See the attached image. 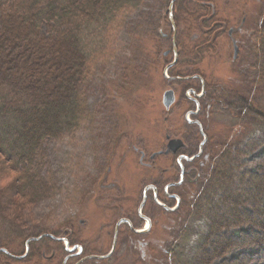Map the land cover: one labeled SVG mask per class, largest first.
<instances>
[{
	"label": "rangeland",
	"instance_id": "obj_1",
	"mask_svg": "<svg viewBox=\"0 0 264 264\" xmlns=\"http://www.w3.org/2000/svg\"><path fill=\"white\" fill-rule=\"evenodd\" d=\"M171 1L145 0L124 10L88 41V70L80 86L86 104L83 120L68 134L43 141L36 160L28 165L39 185L37 196L31 199L33 192L27 189L20 192L26 194L23 199L12 194L17 204L7 199L5 207L0 204V264H199L206 252L220 245L208 264H264V123L230 106L239 104L238 94L255 108H264V0H204L216 5V18L228 28L238 26L245 14H251L253 23L259 15L260 34L243 42L237 56L228 28L217 27L215 36L205 33L199 15L207 11L193 14L195 6L188 0L176 3L174 51ZM14 2L2 4L0 20ZM26 3L31 6V0ZM49 29L44 23L41 33L49 35ZM174 54L180 61L168 68ZM187 67H193L189 75L199 79H171L183 77ZM201 79L209 92L202 111L193 116L191 96L201 94ZM169 89L176 100L167 109L164 95ZM228 89L230 97L224 92ZM192 120L200 121L208 139L201 158L185 164L186 179L179 184L184 163L180 155L199 154L204 141ZM168 137L181 139L184 147L177 154L157 157L156 169L144 167L134 147L150 156L166 149ZM1 161L11 167L1 156L0 176ZM109 166L113 173L106 183H118L120 192L101 189ZM163 168L170 172L163 177L157 199L176 208L177 200L168 196L175 195L181 200L179 210L165 211L150 191L142 212L154 218L150 232L132 234L122 226L112 256L82 260L111 251L113 238L107 231L113 234L120 219L131 216L133 227L145 226L138 214L143 192L161 179ZM218 169L231 177L228 185L222 186V176L214 175ZM13 177L6 176L0 189L9 190ZM169 182L178 185L170 188ZM55 237L77 246L76 255L67 259L65 242ZM84 246L86 251L79 255Z\"/></svg>",
	"mask_w": 264,
	"mask_h": 264
},
{
	"label": "trees",
	"instance_id": "obj_2",
	"mask_svg": "<svg viewBox=\"0 0 264 264\" xmlns=\"http://www.w3.org/2000/svg\"><path fill=\"white\" fill-rule=\"evenodd\" d=\"M144 1L31 0L28 6L26 0H15L7 9V16L0 20L4 27L0 31V157L11 167L1 161L4 169L0 182L6 176L13 177V172L23 175L13 177L9 190L0 189L1 207L7 205L6 199L17 204L12 194L18 193L23 199L26 194L20 192L27 189L33 192L31 199L37 196L39 185L28 165L36 160L43 141L68 134L80 125L85 114L80 86L88 70V41L109 26L118 13L137 8ZM44 23L50 28L46 36L41 33ZM224 92L231 96L230 89ZM236 101L238 105L233 102L230 106L264 123V108L248 104L242 95L237 94ZM214 175L222 176V186L231 181L221 169ZM261 185L264 187V181ZM220 246L206 252L199 264H208Z\"/></svg>",
	"mask_w": 264,
	"mask_h": 264
},
{
	"label": "flooded vegetation",
	"instance_id": "obj_3",
	"mask_svg": "<svg viewBox=\"0 0 264 264\" xmlns=\"http://www.w3.org/2000/svg\"><path fill=\"white\" fill-rule=\"evenodd\" d=\"M177 1L178 0H172L171 1V4L169 6V10H168V17H169V20H170V25L173 28L172 30H174L173 33L175 32V28L172 25V21L170 19V11H171L170 8L172 6V15H173V20H174V24H175L176 23V20H175V9L176 8L175 7H176ZM188 2H189V4H191V5L193 4L195 6V12L193 14H199L200 13L199 10H201V11L202 10H206L207 11V14L206 15L201 14V18H200L201 25L202 26H206L205 28L203 27V30L205 31V33L211 34V35L214 33L213 35L215 36V33L217 32L216 31L217 27H222L223 30H226L228 28V25H227V23L225 21H221V20H218L216 18L217 17L216 5L213 2H207V1H204V0H202V1H200V0H188ZM190 2H192V3H190ZM228 2H229V0H228ZM250 15L251 14H245L244 17L242 18V21L240 22V24L238 26H231V27L228 28V36L230 37L231 41L234 43V54H235V42H236V44H237V46L239 48V52H240L243 49V42H245V43L251 42L254 36H257L258 33L260 34L261 20L259 18V15H258V17H256V20L254 21V23L251 21V19H250L251 16ZM176 35H177V31H176V34L174 33V37H173V49H175V47L177 48V44H176L177 43L176 42V39L177 38H176ZM249 46H251V45L249 44ZM177 55L174 54V60L170 63V67L171 68L174 67L175 65H178V63L180 61V58ZM238 55H239V53H238ZM176 56H177V60L175 62ZM192 71H194V68L193 67H187L184 70V72H183V73H185L183 77H181L180 75H178L176 77L173 76L171 79H173V80L180 79L182 81L199 79V76L196 75V74L189 75ZM203 81L204 80L201 79L202 88H203L202 91H201V94H197V93L193 92L194 95L191 96V100L195 103V109H194V111H192L193 112V116H198V114H200L199 112L202 111V100L205 98V96L209 92V90L207 89L206 83L203 82ZM191 124L198 125L199 128H200V130L203 131L202 130V124L200 123V121H194V120H192L191 121ZM167 139H168V142H169V137ZM207 139H208V137H207ZM167 149H168V144H167V147H166L165 150H160V151H163V153L157 154L153 158L154 153L149 156L146 151L140 150L139 148L134 147V151L136 153H138V155L140 156L141 164L144 165V167H146L148 169H156L157 166H156L155 161H156V158L157 157L168 156L170 154H172V155L173 154H177L178 150L179 149H182V147L177 148L176 150L171 149L169 151V153H166L165 152ZM157 152H159V151H157ZM157 152H155V153H157ZM195 156H197V154H194V155H191V156H187L185 154H182L179 157L180 158V161L184 160V163H182L183 161L180 162V167H181V173H183V171L185 170V179H186V169H185L186 167H185V164L186 163L187 164L188 163L191 164V163L195 162L196 160L200 159L202 155L200 154L198 157L194 158ZM148 157L151 159L150 160L151 162L150 161L149 162L146 161L148 159ZM125 158H126V153L124 154L123 159H125ZM122 164H123V162H122ZM112 171H113L112 167L109 166V168H108V175H106L104 181L102 182L101 189L106 190V191L116 190V191L120 192L121 191V188L119 187V184L118 183H116V182L106 183V180H108L109 176L113 173ZM169 172H170V169L163 168L162 174H161L162 175L161 179L159 181H157L156 183H154V184L151 183L152 185L146 186V188L144 189V192H143V201L145 200V202H146L147 201V198H148V196L150 194V191H153L154 201L157 203V205L160 206L161 208H163L165 211H167L169 213H173V211L176 208L179 210L180 204H181V200L180 199H178L175 195H171V194L168 195L169 198L174 199V200H177L176 208L169 207L172 210H169V209L165 208L166 205L160 203L158 201L159 199H157V196L159 194V189L161 188V185L164 182L163 181V177L167 173H169ZM180 179H181V177H180ZM184 181H183V183H184ZM176 184H173L172 182H169V185H171V187H175ZM146 189H147V191H146ZM104 198H106V197H104ZM107 198L108 199H111V198L116 199L117 198V200H118L119 197H107ZM100 199H103V198L101 197ZM143 201H142V204H143ZM142 204H141V208L139 209L138 214L140 215V219L143 222L146 223L143 228L138 229V228L133 227L132 226V223H131V221L129 219L131 216L130 217L126 216L127 218L124 217V218L120 219L116 223V225L114 227L113 234H112L111 231H107V236L109 235V236H112V238H113V246H112L111 251L108 254H105V255H103V254H92V255L88 254L82 260H85L86 262L87 261H91V260L101 261V260H104L105 258H109L110 256H112L115 253V251L117 250V246L119 244V240H120V238L122 236V233L124 232V230L122 229V226H126L127 228H129L130 231L132 232V234H140V233L147 234V233H149L150 230H151V228L153 227V220H154V218H150L149 219L145 215H143L142 212H143V209H144L145 204H144L143 207H142ZM149 221H151V225L150 226H149ZM83 223H85V221H83ZM107 224L110 225L111 222L110 223H107ZM49 237L51 238L50 235H49ZM54 239L56 241H58V242L61 241L63 243H64V240H66V238H57V237H55ZM99 250H101V248ZM66 251L69 252V254H70V256L68 255L67 259H69L71 257H74V255H76L75 253L73 254V252H75V250L69 251L67 249V247H66ZM85 251H86V247L84 246L83 249L81 251H79L78 254L81 255ZM16 257H18V256H16ZM54 257H55V255L52 256V258H54ZM85 261H83V262H85Z\"/></svg>",
	"mask_w": 264,
	"mask_h": 264
},
{
	"label": "water",
	"instance_id": "obj_4",
	"mask_svg": "<svg viewBox=\"0 0 264 264\" xmlns=\"http://www.w3.org/2000/svg\"><path fill=\"white\" fill-rule=\"evenodd\" d=\"M170 9H171V11H170V19H171V21H172V25H173L174 28H175V24H174V20H173V15H172V6H171ZM175 34H176V28H175ZM175 51H176V47H175ZM165 54L167 55L168 52H166ZM237 54H238V46H237V44H236V42H235V56H237ZM176 60H177V56H176L175 62H176ZM168 68H170V66H169ZM175 100H176L175 91L172 90V89L167 90V91L165 92V95H164V105L166 106V108H167V109L171 108V106L174 104ZM205 141H206V139H205V140L202 142V144H201V151H200V153H199L197 156H195L194 158L198 157V156L201 154V152H202V147L204 146ZM182 146H184V142H183L181 139H171V140L169 141V143H168V149H167L165 152H166V153H169V151H170L171 149L176 150L177 148H180V147H182ZM161 153H163V152L160 151L159 153H155V154L153 155V158H154L157 154H161ZM146 191H147V189H146ZM144 204H145V200L143 201L142 207L144 206ZM168 209H169V210H172V209H170V208H168ZM150 225H151V221H149V226H150ZM40 238H41V237H39V238H32V239H29L28 243L31 242V241L39 240ZM76 248H77V246H73V248L70 249V247H69V243H67V249H68L69 251H73V250H75ZM27 250L29 251V246L27 247ZM3 251H4V250H3Z\"/></svg>",
	"mask_w": 264,
	"mask_h": 264
},
{
	"label": "bare ground",
	"instance_id": "obj_5",
	"mask_svg": "<svg viewBox=\"0 0 264 264\" xmlns=\"http://www.w3.org/2000/svg\"><path fill=\"white\" fill-rule=\"evenodd\" d=\"M147 226V225H146ZM70 248H71V246H70Z\"/></svg>",
	"mask_w": 264,
	"mask_h": 264
}]
</instances>
